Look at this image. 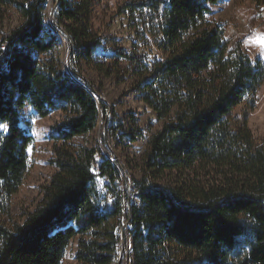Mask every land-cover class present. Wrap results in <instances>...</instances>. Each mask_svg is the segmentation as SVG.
I'll return each mask as SVG.
<instances>
[{"label":"trees","instance_id":"trees-1","mask_svg":"<svg viewBox=\"0 0 264 264\" xmlns=\"http://www.w3.org/2000/svg\"><path fill=\"white\" fill-rule=\"evenodd\" d=\"M108 1L55 0L53 21L70 42V73L56 53L57 30L45 24L47 0L15 5L23 24L0 34V124L7 126L0 132V214H9L28 170L32 138L21 127L24 108L40 118L59 114L48 133L55 172L21 222L0 223V264H61L78 236L74 264H113L114 231L124 221L131 249L118 264H264V141L257 143L247 127L264 63H252L239 42L230 46L221 28L208 25L210 6L220 0H119L114 9ZM9 4L0 0V7ZM136 15L142 33L134 36L161 56L151 64L107 33L116 18L136 28ZM2 18L0 12V26ZM124 62L137 67L140 101L159 120L173 115L149 139L143 177L133 184L137 202L127 211V196L115 191L123 167L109 151L70 149L96 128L99 106L107 110L79 82L85 70L99 77L90 85L102 97V80L123 81ZM108 131L122 147L142 136L124 125ZM195 167L217 172L220 186L158 184Z\"/></svg>","mask_w":264,"mask_h":264},{"label":"rangeland","instance_id":"rangeland-1","mask_svg":"<svg viewBox=\"0 0 264 264\" xmlns=\"http://www.w3.org/2000/svg\"><path fill=\"white\" fill-rule=\"evenodd\" d=\"M13 4L0 7L3 20L0 26V34H8L12 30L23 24L24 19L15 5H19L26 0H11ZM105 3V1H104ZM119 4V0H109L106 5L114 9ZM105 9V7H104ZM210 13L206 16V21L211 27H219L224 32V38L232 46L239 42L242 51L252 63L261 61L264 63V0H220L217 4L210 6ZM55 13V0H47L44 10L45 24H51V19ZM110 10H105L107 19ZM136 28H131L128 21L123 18H116L112 27L108 30V35L115 37L126 51L131 52L138 49L137 52L144 55V63L151 64L153 60L160 59V54L149 48H144L140 37L134 36V31L139 29L142 20L135 16ZM58 44L56 53L61 60L62 69L70 73L71 67L68 62L70 49L67 39L57 31ZM137 67L128 62L122 64L121 76L123 81L118 83L115 78L102 80L103 96L100 104H103L107 110H100V116L96 128L88 135L78 137L70 143V149L77 152L80 148L100 149L104 147L111 154L112 161L123 167L120 170V182L117 193L124 192L127 196L126 209L130 204L136 203L134 182L142 179L145 155L148 151V142L151 136L156 134L170 120L157 119L154 112L147 108L139 98V92L134 88L138 83L136 78ZM82 84L98 85L100 80L96 73L85 70ZM112 110L113 112H111ZM240 109L235 112L239 115ZM132 117L131 119H128ZM59 120L58 113H52L46 118H40L35 111L26 106L21 117V127L32 138V142L27 149L28 170L23 184L19 191L11 198L9 205V214H0V223L7 227H12L14 223L22 221V211H32L37 202L41 199L43 187L50 181L55 172V168L50 164L52 159L53 143L48 139L50 127ZM118 125H124L125 130L129 132L136 131L142 134L137 142L122 147L117 144L110 136L108 128H116ZM247 127L251 131L254 140L257 143L264 141V83L261 86L255 105V109L248 115ZM30 149V150H29ZM221 178L217 172L212 169H203L195 167L193 170L185 173H172L162 178L159 185L166 188H186L190 186H202L205 190L220 186ZM152 183V182H149ZM125 213L117 219L124 221ZM115 224V225H116ZM89 240L90 236H84ZM80 237L72 239L65 251L61 264H74V255L77 243ZM124 252H130L131 241L124 237ZM126 250V251H125ZM122 251V253H124ZM124 254L117 255L113 264H118Z\"/></svg>","mask_w":264,"mask_h":264},{"label":"built area","instance_id":"built-area-1","mask_svg":"<svg viewBox=\"0 0 264 264\" xmlns=\"http://www.w3.org/2000/svg\"><path fill=\"white\" fill-rule=\"evenodd\" d=\"M93 172H95V171H93ZM129 229H130L129 223L127 221H124L122 224V227L115 229V231H114V234L117 236V241L115 243L116 252H117V255H119L120 257L122 256V254H124L123 256L128 255V252H126V254L122 253V251H123L122 246H123L124 237L128 236Z\"/></svg>","mask_w":264,"mask_h":264},{"label":"water","instance_id":"water-1","mask_svg":"<svg viewBox=\"0 0 264 264\" xmlns=\"http://www.w3.org/2000/svg\"><path fill=\"white\" fill-rule=\"evenodd\" d=\"M51 25H52L57 31H59L60 33H63L62 30H61V28H59V27L56 26V24H55L54 21H53V18L51 19ZM63 35H64V33H63ZM64 36H65V35H64ZM65 38H66V36H65ZM66 39H67V38H66ZM67 43H68V45L70 46V42H69L68 39H67ZM68 62L70 63V57H69ZM88 88H89L90 91L92 92V94H93L94 98L96 99V101L98 102V104H100L99 101H102L101 97H100V96H97V95L95 94V92H94V90H93V88H92V86H91L90 84H88ZM100 110H101V108H100V106H99V112H100Z\"/></svg>","mask_w":264,"mask_h":264},{"label":"snow or ice","instance_id":"snow-or-ice-1","mask_svg":"<svg viewBox=\"0 0 264 264\" xmlns=\"http://www.w3.org/2000/svg\"><path fill=\"white\" fill-rule=\"evenodd\" d=\"M261 55H262V57H264V52H262ZM6 130H7V126L3 125V124H0V132L6 131Z\"/></svg>","mask_w":264,"mask_h":264},{"label":"bare ground","instance_id":"bare-ground-1","mask_svg":"<svg viewBox=\"0 0 264 264\" xmlns=\"http://www.w3.org/2000/svg\"><path fill=\"white\" fill-rule=\"evenodd\" d=\"M59 32V31H58Z\"/></svg>","mask_w":264,"mask_h":264}]
</instances>
